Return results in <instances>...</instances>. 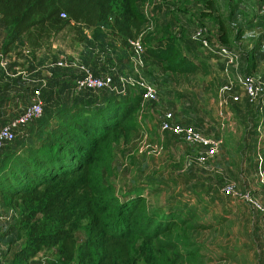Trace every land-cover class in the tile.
I'll use <instances>...</instances> for the list:
<instances>
[{"label":"trees","instance_id":"obj_1","mask_svg":"<svg viewBox=\"0 0 264 264\" xmlns=\"http://www.w3.org/2000/svg\"><path fill=\"white\" fill-rule=\"evenodd\" d=\"M140 1L0 0V21L9 42L22 38L32 54L66 28L82 31L100 25L125 53L151 22L160 37L142 46L144 60L178 75L202 72L212 54L197 40L183 45L176 38L182 28L194 27L193 22L181 23L184 8L177 6L158 23L156 17L145 16ZM184 46L197 53L187 60L181 54ZM113 96L119 95L105 93L95 106L69 99L50 110L48 120L42 114L34 121L41 120L39 125L26 126L0 150V198L5 209L21 211L4 231L23 234L11 264L48 251L62 264H207L208 255L192 235L217 228L224 218L203 221L195 209L177 205L178 200L149 205V197L172 186L169 179L140 185L132 178L120 196L116 185L106 180L120 134L136 131L128 123L135 109L124 97Z\"/></svg>","mask_w":264,"mask_h":264},{"label":"rangeland","instance_id":"obj_2","mask_svg":"<svg viewBox=\"0 0 264 264\" xmlns=\"http://www.w3.org/2000/svg\"><path fill=\"white\" fill-rule=\"evenodd\" d=\"M176 4L186 12L184 21L194 25L182 28L180 36H176L178 44L185 45L183 41L187 40L196 43L193 37H197L241 55V58L231 64L217 56L207 57L210 60H206L202 72L178 75L143 58L137 62L133 49L120 52L110 39L90 45L85 43L81 30L66 28L47 42L44 47L46 58H53V65L54 61L61 60L60 55L63 57L69 53L70 57L77 59L79 67L111 76L116 90L78 92L73 84L62 83L55 96L53 89L47 90L43 96L42 119L47 117L48 120L49 111L69 99L95 106L93 104L105 93L124 97L135 109L128 123L136 131L129 135L120 134L113 147L112 171L106 176V180L116 185L119 196L132 178L140 185L150 182L149 179L172 180L168 190L149 197V205L163 206L178 200L177 205L184 210L195 209L203 221L224 218L217 228L192 235L203 253L208 255L207 264H264V225L252 207L239 199V195L247 193L264 207V181L260 180L256 165L257 151L260 145H264V0H178ZM157 6L155 0L139 2V8L150 19L156 17L154 10ZM148 28L140 40L141 46L160 37L156 35L159 28L153 24ZM197 32H200L199 36ZM196 53L192 47L181 48V54L187 60ZM50 63L48 60L47 64ZM246 77L255 83L256 97L252 102L246 100L243 85L234 82ZM141 81L155 90L154 101L136 102L135 97L142 91L138 85ZM227 84L231 86L228 96L241 95V99L238 104H232L237 102L230 100L231 103L223 105L224 115L220 116L218 90ZM21 106H25V102ZM169 112L180 126L220 141L214 163H199L195 160L198 150L192 149L179 136L160 133V124ZM39 123L41 120L27 127ZM51 123L54 124L53 120ZM231 184L235 187V194L227 196L222 193V189ZM167 197L173 199L166 200ZM4 205L5 200L0 198V233H3L0 241L5 239L4 243L0 242V264H11L15 261L14 252L6 258L7 251L11 247L14 250L16 242L20 244L23 234L16 229L12 236L6 237L4 231L9 224L16 223L21 211L5 209ZM232 254L234 256H229ZM34 258L20 264H62L52 251L39 253Z\"/></svg>","mask_w":264,"mask_h":264},{"label":"built area","instance_id":"obj_3","mask_svg":"<svg viewBox=\"0 0 264 264\" xmlns=\"http://www.w3.org/2000/svg\"><path fill=\"white\" fill-rule=\"evenodd\" d=\"M199 33L200 32H197L198 36ZM193 39L197 40L201 44V48L206 50L208 53L217 56L220 59L226 60L228 63L233 64L235 62L237 55H235L230 50L224 49L219 46L210 45L206 41L198 39L197 37H193ZM140 40L141 38L130 43L132 49L137 54L135 58L137 62L140 61V57L143 54ZM67 65H69V63L62 57L61 60L56 62L54 61L53 65L51 63V67L54 68H67ZM75 67L78 68L79 71L77 76L73 79L72 84L75 90H77L78 92H95L105 89H111L114 91L116 90L115 83L111 76H94L83 66L79 67L78 65ZM138 85L142 90L140 93L142 102L152 100L154 101L156 99V92L151 86L147 85L143 81H141V83H139ZM242 85L245 95L247 96V100L249 102L254 101L256 97V89L253 79L250 77L244 78L242 81ZM44 86L45 83H42L41 81L37 86L33 87L31 89L28 106L24 108L21 114L17 115L15 118L11 119L0 127V150L13 142L18 132L21 131L22 128L41 118L43 114V100L41 92ZM230 92L231 86L229 84L222 86L218 90V99L223 105L231 103V101H239L237 96H228ZM160 129L161 131L170 132L175 136L181 137L183 141L192 149L200 151V153L195 157V160L201 164L207 163L208 160L214 158L218 153L220 147L219 141L213 138L202 136L190 127H182L174 123L173 115L170 112L164 115L163 120L160 124ZM257 163L260 180L264 181V160L260 156H257ZM222 193L227 196L234 195V185H226L222 189ZM239 199L252 207L253 211L257 214L260 223L264 225V207L260 203L254 201L247 193L239 195Z\"/></svg>","mask_w":264,"mask_h":264},{"label":"crops","instance_id":"obj_4","mask_svg":"<svg viewBox=\"0 0 264 264\" xmlns=\"http://www.w3.org/2000/svg\"><path fill=\"white\" fill-rule=\"evenodd\" d=\"M155 1L157 2L158 6L156 7V10H154V13L156 14V19L158 21L167 20V16L173 13L174 9L178 6L176 4L178 0H155ZM174 4L176 5L174 6ZM147 5L149 6L150 2ZM167 6L171 8L167 10L166 9ZM143 12L145 16L148 17L147 13L145 11ZM181 23L186 24L183 18H181ZM149 25H152L151 22L147 24L145 32L148 31ZM90 29L91 30L89 31H87L88 30L87 28H83L82 30V36L84 38L85 43H89L91 45V44L104 42L103 39H110L108 37V33L104 26L100 25ZM7 38H8V30L2 25L0 21V127L5 123H7L8 121H10L11 119L15 118L17 115L22 113L24 108L28 106L26 103H28L29 101L31 89L37 86L38 83H40L41 81L42 83H45V86L41 92L42 98L43 96L45 97L47 90L51 91L52 89H53V95L55 96L56 91L58 90L59 86L62 83H70V84L72 83L73 79L78 74V70H77L78 68H76L75 66L79 65L78 62L76 61L77 59H75L72 55L70 57V54L66 53V55H64L63 57L60 55V57H62L69 63V65H67V68L51 67L50 64L52 63L53 58L47 59L46 58L47 55L45 54L44 49L37 51L36 54H30L29 51L24 47L22 38H18L11 43L9 42V40L8 42H6ZM5 42L6 45L3 46V43ZM205 54L207 53L205 52ZM238 57L241 58V55L236 57L235 62L238 61ZM140 58L144 59V54H142ZM48 60H51V63L49 65L47 64ZM140 68L144 69L145 66L144 67L141 66ZM139 78H141V75H139ZM234 82L238 84H242V81L240 80L239 81L234 80ZM34 83L36 85L33 86ZM238 99H241V95L238 96ZM24 102H25V106H21V103ZM238 102H240V100ZM238 102L232 104H238ZM222 106L223 104L220 102L218 109L220 116L224 115ZM203 131H205V129ZM160 133L162 135L165 134L172 135L170 132H164L161 130ZM199 153L200 151H198L196 156ZM257 156H260L264 160L263 144L260 145L257 151ZM217 157L218 156L216 155L214 158L208 160L209 161L208 163H214V160L217 159ZM256 165H258L257 160H256ZM7 221L10 222L11 218H7ZM12 235L13 232L8 234L6 237ZM4 242L5 239L1 243ZM18 245L19 242H16V247ZM14 250H12L11 247L10 250L7 251L8 255H10L11 252ZM32 259L34 260L35 258Z\"/></svg>","mask_w":264,"mask_h":264}]
</instances>
